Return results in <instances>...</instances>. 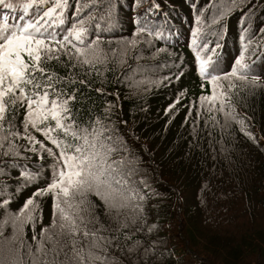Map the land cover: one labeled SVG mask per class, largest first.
I'll return each instance as SVG.
<instances>
[{"label": "trees", "instance_id": "trees-1", "mask_svg": "<svg viewBox=\"0 0 264 264\" xmlns=\"http://www.w3.org/2000/svg\"><path fill=\"white\" fill-rule=\"evenodd\" d=\"M8 2L14 7L0 6V24L6 19L22 26L34 18L35 7L22 11L26 0ZM54 2L47 0L45 9ZM67 4L56 33L66 34L83 19L85 45L94 44L100 58L81 64L60 55L42 66L54 74L56 91L73 97L68 116L74 125L95 127L104 137L120 133L107 142L118 149L111 159H123L125 171L131 170L127 179L134 197L119 211L108 209L94 193L72 199L74 207L66 210L75 213L79 207L87 230L100 243L93 251L107 264H212L195 248L219 251L223 245L235 263L247 264L241 258L243 244L251 242L256 254L264 235V0H79V13L77 0ZM135 77L142 85L135 83L131 92L126 87ZM121 95L126 100L120 105ZM244 96L254 101L241 105ZM26 110V103L8 105L0 121V264H33V256L64 264L72 255L73 239L80 248L92 237H57L51 231L54 217L59 223V208H66L58 190L55 199L52 190L45 191L59 169V150L31 121L25 130ZM149 110L159 113L175 139L184 130L196 134L204 128L196 124L205 117H224L231 126L217 132V139L238 144V134L245 143L243 155L225 153L221 161L204 162L181 150L161 129L146 131ZM35 122L40 128L50 125L51 134L62 137L50 118ZM230 161L237 162L229 167ZM29 199L33 204L24 215L31 214L32 220L24 225L23 247L16 252L21 237L7 242L13 228L5 219L18 214ZM44 229L59 240L55 251L44 240L46 255L36 251ZM229 230L233 233L225 235Z\"/></svg>", "mask_w": 264, "mask_h": 264}, {"label": "snow or ice", "instance_id": "snow-or-ice-1", "mask_svg": "<svg viewBox=\"0 0 264 264\" xmlns=\"http://www.w3.org/2000/svg\"><path fill=\"white\" fill-rule=\"evenodd\" d=\"M46 3L47 0H26L21 5L24 13H28L33 7L37 9L31 21L17 26L9 25L5 19V22L0 24V121L5 118L6 106L26 103L25 130L31 121L32 126L37 131H41L45 139L59 150V169H54L53 180L45 191L52 190L55 199L58 190L64 198L63 203L66 208H59V223L54 217L51 231L57 237L65 235L76 237L78 234H82L85 240L92 237L87 245L80 248L77 247L78 241L73 239L72 255L64 264H97L98 261L99 264H107L106 258L98 256L93 251L100 248V243L95 233L87 230L84 217L79 215V207L76 206L75 213H70L66 209L74 207L72 203L74 197H84L88 193L100 197L110 210L119 211L126 207L134 198L127 179L131 170L125 171L126 164L123 159H111L118 149L115 142H107L110 137H104L103 132L95 127L89 130L88 127L81 128L74 125L71 117L68 116V102L73 97L57 92L53 82L54 74L47 73L42 66V61L59 59L60 55L68 56L70 60L75 59L81 64H91L93 60L100 58L99 50L94 44L85 45L86 29L82 27L83 19L78 22L81 26L74 24L66 34L56 33L55 25L63 23V13L68 7L67 0H55L45 9ZM0 6L9 9L14 7L8 0H0ZM76 12H80L79 0H77ZM138 31H147V29L139 28ZM77 45H85V47ZM236 64L240 65V60H237ZM240 67L243 68L244 65ZM203 73L204 69L201 68V74ZM236 73L237 68L234 67L232 75ZM212 79L218 77L214 76ZM205 99L208 98L201 97V100ZM66 116L67 123H65ZM36 118H40L41 123L50 118L54 122L55 129L62 133V137H54L50 125L38 127ZM13 135L17 134L13 133ZM26 138L30 141L34 139L31 136ZM49 155H52L51 150ZM7 203L8 201L5 200L4 204ZM32 204L33 201L29 199L18 214L9 215L5 219V224L10 222L13 228V236L7 238V242L14 243L17 235L21 237L16 252L23 247V227L32 220L31 214L25 216L24 213ZM49 233V229L42 231L41 240L36 245L37 253L46 255L45 239L52 243V251H55L59 240H53ZM29 254L31 255V249ZM13 264L18 262L14 261ZM33 264H55V261H40L39 257L33 256Z\"/></svg>", "mask_w": 264, "mask_h": 264}, {"label": "rangeland", "instance_id": "rangeland-1", "mask_svg": "<svg viewBox=\"0 0 264 264\" xmlns=\"http://www.w3.org/2000/svg\"><path fill=\"white\" fill-rule=\"evenodd\" d=\"M179 3V0H178ZM138 57V54L135 56ZM136 60V58H135ZM124 70L128 71L126 67H124ZM138 70H134L132 73L136 72ZM131 73V74H132ZM155 74L162 75V73L155 72ZM129 75V74H126ZM135 83H138L139 88L141 87L142 83L141 81L135 77V80L127 85V89L131 90ZM126 94V93H125ZM127 97L129 98V94H127ZM126 99L122 98L121 95V103ZM252 103L253 96H244L241 98L240 102L241 105L244 104V102ZM148 106V105H147ZM150 117L146 120V131H149L150 133H154L156 130L161 129L163 131V135H166L167 138L171 139L172 141L177 142L178 146L181 150H184L188 153L196 155L198 158L203 160L204 162L212 161L213 159L215 162L221 161L225 158V153H237V157L243 155L244 150V142H242L239 139L238 134H236V139L238 141V144H230L225 143L223 141H219L217 132L221 131H228V126H231L227 120L224 119V117L221 118V120H211L208 118H203L202 123H197L195 128H198L200 125H202L201 130H199L196 134H193L192 129L184 130V132H180L182 134V138L175 139L173 129L170 127H167L165 123H163L159 118V113L149 110ZM242 112L241 109L237 110L235 114L239 115ZM262 113V112H261ZM264 116V115H263ZM120 136V133L118 132H111L110 137L115 138ZM124 136V135H123ZM240 146V149L238 151V147ZM213 156V157H211ZM237 161H230L228 163L229 167L235 164ZM247 215L240 218L238 222H241ZM233 231L229 230L225 235H231ZM218 236L221 234L216 233ZM225 235H222L223 237ZM261 249L259 252L256 251V254L254 253L255 249L254 245L248 241L247 244H243V249L241 252V258L247 259V264H264V235H262L261 238ZM181 243L183 246H191L189 245V242L187 240H181ZM179 247V250L183 252L181 249V246ZM221 249L219 251L217 250H211L208 249L207 246H202L201 250L199 252L203 257H205L209 262L212 264H242L243 260H240L235 263V256L228 254L225 250V247L222 245L220 247ZM210 252L211 256L207 255L206 252ZM263 254V255H262Z\"/></svg>", "mask_w": 264, "mask_h": 264}]
</instances>
